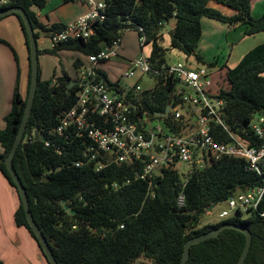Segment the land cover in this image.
Instances as JSON below:
<instances>
[{"label":"trees","instance_id":"16d2710c","mask_svg":"<svg viewBox=\"0 0 264 264\" xmlns=\"http://www.w3.org/2000/svg\"><path fill=\"white\" fill-rule=\"evenodd\" d=\"M103 1L107 5L106 18L90 22L93 34L85 39L70 37L45 52L71 50L83 55L93 54L99 51L101 43H110L121 37L125 30L133 29L138 36L145 35L144 44H151L148 58L155 64L168 62L167 52L172 49L183 58L193 56L202 62L197 52L202 17L229 26L245 25L244 35L264 31V11L259 17H253L251 0ZM209 1L220 3L233 12L223 13L210 6ZM46 2L9 0L0 6V10L11 6L22 8L38 39L39 34L48 35L66 27L61 22L47 27L39 21L33 7L41 9ZM12 14L19 20L29 53L23 21L19 14ZM171 16H175L176 23L173 30L168 31L169 47L166 49L160 45V29ZM81 63L80 58L73 61L78 68ZM208 66L224 70L228 87L221 92L223 117L234 131L247 125L255 113L264 115V42L247 51L232 68L220 64L217 58ZM30 73L29 61L26 94L24 97L20 94L17 75L11 109L4 116L5 126L0 129V172L18 199L15 224L27 229L49 264L28 224L17 187L4 162L22 118ZM100 73L105 77L104 72ZM75 80L76 76L64 69L61 74L54 73L50 79L41 80L38 69L36 93L22 139L25 146L19 144L12 158L13 167L25 188L33 220L47 239L58 264H134L138 258L148 259L149 264H177L187 239L226 222L247 228L251 233V245L243 264H264V219L258 212L249 210L245 218L234 216L214 224H200L202 214L212 203L226 201L237 192L262 184V177L247 170L243 158L223 156L214 159L205 167L194 169L184 185L174 168L162 166L149 189L146 182L136 179L130 164L109 163L100 170H95L93 164L75 166L74 162L80 158L79 148L69 147L58 154L55 145L45 146L35 138V130L48 138L47 130L57 123L58 115L73 105L77 86L71 82ZM108 84L118 87L117 81L108 80ZM171 87L170 83L162 85L159 78L151 91L141 93L140 102L145 101L154 111H164L172 104ZM180 192L184 197L181 204L178 203ZM259 210H264V196ZM244 244L242 231L223 229L216 236L193 244L186 264H236Z\"/></svg>","mask_w":264,"mask_h":264},{"label":"built area","instance_id":"2783aa9c","mask_svg":"<svg viewBox=\"0 0 264 264\" xmlns=\"http://www.w3.org/2000/svg\"><path fill=\"white\" fill-rule=\"evenodd\" d=\"M8 1L0 0V6ZM81 1L88 6V12L62 31L50 32L52 46L70 37L88 38L93 34L90 22L105 20L107 5L103 0ZM138 30L143 32L141 27ZM138 41L140 46L145 45L143 33ZM121 44V37H117L110 43H101L98 52L85 55L73 82L77 86L75 101L47 130L48 138L42 135L44 145H55L58 154L69 147L79 148L80 158L74 162L75 166L93 164L95 170H100L109 163L130 164L136 179L146 182L149 189L162 166L175 169L177 162H184L187 179L194 169L203 168L214 159L243 158L246 169L262 177V184L237 192L226 202L232 210L255 211L264 219V210H259L264 196V115L255 113L247 125L234 131L223 117L221 92L228 87L224 70L215 66L217 79L221 78L219 82L207 65L193 66V56L155 64L149 60V54L141 51L129 60L119 76L151 74L160 78L164 86L170 83L172 104L169 115L159 117L162 123H153V116L147 114L138 119L142 101H133L127 96L129 91H123L119 85L111 87L108 80H115L112 81L101 67L118 56ZM134 88L140 90L137 84ZM132 103L137 105L138 111L133 109ZM183 198L180 192L178 203H183ZM219 216L228 217L229 211L222 210Z\"/></svg>","mask_w":264,"mask_h":264},{"label":"crops","instance_id":"0c3cea01","mask_svg":"<svg viewBox=\"0 0 264 264\" xmlns=\"http://www.w3.org/2000/svg\"><path fill=\"white\" fill-rule=\"evenodd\" d=\"M208 4L226 14L233 12L232 9L214 1H209ZM48 6H54V8L50 9L45 16L36 11L39 21L47 27H50L54 22H61L67 25L89 10L88 6L81 0H73L66 3L61 0L59 2L54 0ZM263 11L264 0H251V14L253 17H259ZM201 27L202 33L199 44L201 40H204V42L213 40L216 46L228 44L231 46L230 51L238 50L239 57L233 66L239 62L247 51L264 42V31L252 35H244L246 27L241 24L229 26L224 22L202 17ZM120 49L122 52H128L127 46H124V44H121ZM197 52L202 54L201 57L203 55L209 57L208 53L201 48L199 50L197 47ZM230 53L227 54L228 57ZM210 57H213V60L217 58L220 64L227 65L228 57L226 58L222 53L218 54V51L211 52ZM131 59H128V62ZM109 63H105L101 67L106 70L110 79L114 81L115 78L113 79L108 71V68L112 69ZM28 67V50L19 20L13 14L3 16L0 19V129L5 126L4 116L11 109L17 75L20 94L22 97L26 94ZM1 151L2 146L0 144ZM0 189L11 201V203H0V264H9L10 256H6L7 251H9L10 255H13L15 264H47L27 229L15 224L14 212L18 206V199L14 189L1 172Z\"/></svg>","mask_w":264,"mask_h":264},{"label":"rangeland","instance_id":"374dc122","mask_svg":"<svg viewBox=\"0 0 264 264\" xmlns=\"http://www.w3.org/2000/svg\"><path fill=\"white\" fill-rule=\"evenodd\" d=\"M60 0H57L59 2ZM54 0H47L45 6L41 9H37L33 7L34 11H37L38 13H41L42 16H45V14H48L47 12L54 8V6H48V4H52ZM11 15V14H10ZM176 18L175 16H171L168 19V27L165 26L160 29V34L162 36L160 40V45H162L164 48L168 49L169 47V30H173L175 27ZM122 44L124 46H127L128 52H122V50H119V54L117 57L111 59V63H109L110 67L112 69L108 68V71L110 72L111 77L115 81H117L119 87L123 91H129L130 97L136 101H140V95L143 92L151 91L157 82V78L154 77L151 74H144L141 77L133 76L130 78L126 77H120L119 74L122 70L125 69V67L128 64V59L134 58L141 51H143L146 55H148L151 51V44H145L142 49L140 48V44L138 41V33L136 30L128 29L125 30L122 35ZM258 45V44H257ZM53 46L49 40L48 35L39 34V38L37 39V51H38V69H39V76L41 80H47L52 77V75L55 73V75L61 74L62 70H67V72L75 76L79 70L78 67H75L73 65V60H75L77 57H79L81 60H85V55H83L80 52L71 51V50H62L55 52H45L47 49H51ZM230 47L228 44H219L216 46L215 42L213 40L211 41H205L201 40L200 44L198 43V49L200 48L204 51H206L209 55V57H206V55H203L202 62L196 61L194 58H192L191 63L193 66H197L199 64L207 65L210 62H213V57H210L211 52L218 51V54H224L225 57L229 52L230 55L227 58V68H232L234 63L236 62V59L239 57L238 50L235 49V51H230ZM200 55H202L200 53ZM167 58L169 61H176L183 59L181 53H179L176 49H172L169 52H167ZM211 71H213V76L216 81H221V78L217 79V73L215 72L217 70V67L215 66H208ZM224 83H227L224 81ZM137 84L140 86V90H136L134 88V85ZM153 123L159 122L162 123L161 119L159 117H155L152 119ZM175 169L179 175V178L181 181H184L186 179V173H187V167L184 162H177L175 165ZM157 172V171H156ZM0 203H11L10 199L3 194V192L0 189ZM222 210L229 211L228 217H220L219 213ZM248 215V211L242 210L240 213L234 209H230L226 201L219 202L213 206L211 210H205V212L202 214L200 224H214L218 223L222 220L239 216L240 218H245ZM6 256H10L9 264H15V260L13 258V255H10L9 251L6 252ZM134 264H149V260L145 258H138L134 262Z\"/></svg>","mask_w":264,"mask_h":264},{"label":"water","instance_id":"95a60500","mask_svg":"<svg viewBox=\"0 0 264 264\" xmlns=\"http://www.w3.org/2000/svg\"><path fill=\"white\" fill-rule=\"evenodd\" d=\"M12 13H17L20 15L22 21H23V25L25 27V31L27 34V38H28V47H29V53H28V59L30 61V67H31V73H30V84H29V90H28V95H27V100L24 106V110H23V114H22V118L17 130V133L15 135V138L13 140L12 146L10 148L9 153L7 154V156L5 157V165L6 168L15 184V186L17 187L18 193H19V197H20V201L22 203L23 209L25 211V215L28 221L29 226L31 227L32 231L34 232L42 250L44 255L46 256V259L48 261L49 264H58L50 250L49 247V243L47 241V239L43 236L40 228L37 226V224L35 223V221L33 220L30 208H29V202H28V197L25 191L24 186L21 183L20 178L18 177L13 164H12V158L19 146V144L22 145V147L25 146V141L22 142L23 139V135H24V130L26 127V123L27 120L29 118L30 112H31V108H32V104L34 101V97H35V93H36V88H37V83H38V51H37V39L35 37L34 34V30L32 28V24L30 22V19L28 18L26 12L18 7V6H11V7H7L4 9L0 10V18ZM166 27H168V24H166ZM74 81L71 82V84H73ZM132 107L134 110L138 111V107L135 103H132ZM169 110H170V105H167L164 109V111H154L152 110L148 104L145 101H142L139 105V111L137 113V117L138 119H142L144 117L145 114L150 115V116H154V117H163V116H168L169 115ZM144 122L141 121V124H143ZM146 128V126H145ZM34 136L35 138L39 139L40 141H44L45 138L40 135V133L38 132V130L34 131ZM64 203V201H63ZM214 204L212 203L209 207H207V210H211L213 208ZM64 207L66 209H68L67 205H64ZM71 213H73L74 211L70 210ZM226 228H233V229H237L239 231H242L245 234V244L243 246L242 252L240 254V257L237 261L236 264H243L245 257L249 251L250 245H251V233L247 228H244L242 226H238L234 223H222L221 225L212 228L202 234L199 235H195L193 237H190L189 239H187L183 245V252L181 255V258L179 260V262L177 264H186V261L188 259L189 256V250L190 247L195 244L198 243L202 240H205L207 238L210 237H214L216 236L220 231H222L223 229Z\"/></svg>","mask_w":264,"mask_h":264}]
</instances>
